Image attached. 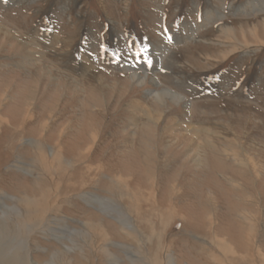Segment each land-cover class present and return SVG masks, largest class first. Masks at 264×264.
<instances>
[{"label": "rangeland", "instance_id": "374dc122", "mask_svg": "<svg viewBox=\"0 0 264 264\" xmlns=\"http://www.w3.org/2000/svg\"><path fill=\"white\" fill-rule=\"evenodd\" d=\"M257 2L0 0V264H264Z\"/></svg>", "mask_w": 264, "mask_h": 264}, {"label": "bare ground", "instance_id": "6f19581e", "mask_svg": "<svg viewBox=\"0 0 264 264\" xmlns=\"http://www.w3.org/2000/svg\"><path fill=\"white\" fill-rule=\"evenodd\" d=\"M235 5V4H234ZM237 5V4H236ZM236 7V6H235ZM258 11V10H257ZM256 15V14H255ZM260 15V14H259ZM223 16V15H222ZM221 17V16H220ZM223 18V17H222ZM111 21V20H110ZM262 21V24L264 25V19L263 20H261ZM249 22V21H248ZM242 24V23H241ZM240 24V25H241ZM2 25V24H1ZM115 25V24H114ZM225 25V24H224ZM238 25V24H237ZM243 25V24H242ZM195 26V25H194ZM225 26H227V25H225ZM207 28V27H206ZM220 28V27H219ZM198 30V29H197ZM223 31H224V34L225 33H227V35H229V39H231L230 41H232V43H233V41L235 42V43H237V44H241V45H244V46H253V45H251V42L249 41V38H248V34L249 35H251L254 39L253 40H255L256 41V45H261V46H264V43H263V41L261 40V38H260V33H261V30L259 29V27L257 26V24L256 25H253L252 27H251V30H250V32L248 33V31L245 29V28H243V27H241V30H240V28H237V27H235V26H227V27H225L224 29H223ZM0 32L2 33V34H4L5 35V38L6 37H8V39H12V38H14L15 40H19L18 38H15L14 36H13V34H12V32L10 31V30H7V29H5L4 27H1L0 26ZM181 33V32H180ZM239 33H242L241 35H240V38H239ZM226 35V36H227ZM218 38H220V37H218ZM227 38V37H226ZM19 42V41H18ZM227 42V41H226ZM165 43V42H164ZM235 43H234V45H235ZM8 44V43H7ZM15 44H17V41H16V43ZM14 44V45H15ZM179 44V43H178ZM223 44V43H222ZM22 45V44H21ZM25 47H26V45L25 44H23ZM159 45V44H158ZM256 45H254V46H256ZM236 46V45H235ZM240 47V46H239ZM242 47V46H241ZM258 47V46H257ZM29 48V47H28ZM21 48H19V50H20ZM253 49V48H252ZM18 50V49H17ZM30 50V49H29ZM242 51V50H241ZM240 51V52H241ZM245 51H246V49H245ZM237 52V51H236ZM38 53V52H37ZM167 53V52H166ZM230 53H232V52H230ZM160 54V53H159ZM170 56V55H169ZM224 55H222V57H223ZM36 57V56H35ZM41 57V56H40ZM207 58V57H206ZM210 58V57H209ZM208 58V59H209ZM224 58V57H223ZM207 59V60H208ZM36 60V59H35ZM29 62V61H28ZM184 63V62H183ZM181 65V64H180ZM166 67V66H165ZM146 68V67H145ZM180 68V67H179ZM144 69V68H143ZM44 70V69H43ZM49 71V70H48ZM124 71V70H123ZM191 71V70H190ZM183 79V78H182ZM149 78L147 77V76H142V75H140V74H138V73H134V74H132V76H130V82H132V83H134V84H136V87H138V88H140V87H143V86H145V85H147L148 84V82H149ZM155 81V80H154ZM107 87V86H106ZM153 92V91H152ZM149 93V92H148ZM5 95V94H4ZM149 95H150V93H149ZM180 95V94H179ZM178 95V93L176 94V93H174V92H172V91H170V90H162V91H160V92H158L157 91V93H156V95H155V97H156V99H158L159 101H167L166 99H171L172 101H174V106H181V100L183 99L181 96H179ZM154 97V98H155ZM187 106V105H186ZM185 106V107H186ZM145 107V106H144ZM143 107V103L141 102L140 104H135L134 106H132L131 108H130V110H131V113L135 116V114H139V112L141 113V112H143L145 115H147L148 117L150 116L151 117V109H150V107H148V106H146L145 108ZM128 109V108H127ZM184 109V108H183ZM129 110V109H128ZM187 111V110H186ZM204 111V110H203ZM130 114V113H129ZM153 115V114H152ZM133 116V117H134ZM149 117V118H150ZM32 119V118H31ZM136 120V119H135ZM154 120V119H153ZM157 120V119H156ZM134 121V120H133ZM137 121V120H136ZM135 123V122H134ZM169 124V123H168ZM172 124V123H171ZM170 125V124H169ZM189 126V125H188ZM187 125L185 126V125H182V124H180L179 122H175L174 124H172V126H170L171 128L168 130V131H166V133H165V135H166V138H168V139H170L171 141H175V142H179V143H181V144H183L184 142H193L194 143V140H192V138L191 137H193L192 136V130H193V128L191 129V128H187L188 127ZM169 127V126H168ZM44 129H45V127H44ZM137 129V128H136ZM146 131V130H145ZM195 133V132H194ZM198 134V133H197ZM194 135V134H193ZM191 136V137H190ZM96 139H97V136L95 135L94 137L93 136H91V141L88 143V145L87 146H85V149H83V150H86V151H91V150H93L94 149V143L96 142ZM198 140V139H197ZM205 141V140H204ZM203 141V142H204ZM192 143V144H193ZM202 143V142H201ZM210 144H211V142H210ZM38 145V144H37ZM195 145V144H194ZM194 145H192V148L190 149L191 151H193V152H195L194 151V149H193V147H194ZM197 145V144H196ZM195 145V146H196ZM200 145V144H199ZM152 147V146H151ZM51 151V150H50ZM197 157H198V155H197ZM199 159H200V157H198ZM197 158V159H198ZM60 159V158H59ZM198 164H200L199 162L200 161H196ZM124 184H126V183H124ZM122 185V184H121ZM126 186H127V184H126ZM129 188V190H130V187H128ZM176 193V192H175ZM148 195V194H147ZM157 195V194H156ZM154 197H155V195H153ZM153 196L152 195H148V198L149 199H151V198H153ZM88 198H89V200H91V201H94V195L92 194V195H88ZM172 199V198H171ZM29 202H27V205L30 203L31 204V200H28ZM41 200H39V202H40ZM36 202V201H35ZM136 203V202H135ZM37 204V203H36ZM39 204V203H38ZM29 206H31V205H29ZM33 206V205H32ZM36 206V205H35ZM40 206V205H39ZM43 208H45V206L43 207ZM138 210H139V206H138ZM38 211V210H37ZM136 211H137V209H136ZM39 212V211H38ZM123 211H121V214H123L122 213ZM140 213V212H139ZM138 213V214H139ZM35 214V213H34ZM39 214V213H38ZM41 214H42V212H41ZM127 214V213H126ZM125 215V214H124ZM17 224H19V223H17ZM97 229V228H96ZM100 229V228H99ZM99 232V231H98ZM19 233V232H18ZM6 235V234H5ZM96 235V234H95ZM99 235H100V233H99ZM105 235V234H104ZM101 237H102V235H100ZM5 237V236H4ZM105 237V236H104ZM98 239V238H97ZM221 243H225V242H221ZM175 264V263H174Z\"/></svg>", "mask_w": 264, "mask_h": 264}, {"label": "snow or ice", "instance_id": "6c2138e0", "mask_svg": "<svg viewBox=\"0 0 264 264\" xmlns=\"http://www.w3.org/2000/svg\"><path fill=\"white\" fill-rule=\"evenodd\" d=\"M5 3H7V0H5ZM169 40H171V37H169ZM137 63H144L147 64L149 67H151L152 61L151 59L141 60L139 57H137Z\"/></svg>", "mask_w": 264, "mask_h": 264}, {"label": "crops", "instance_id": "0c3cea01", "mask_svg": "<svg viewBox=\"0 0 264 264\" xmlns=\"http://www.w3.org/2000/svg\"><path fill=\"white\" fill-rule=\"evenodd\" d=\"M258 4H260V5H263L264 3H263V0H259V2H257Z\"/></svg>", "mask_w": 264, "mask_h": 264}]
</instances>
